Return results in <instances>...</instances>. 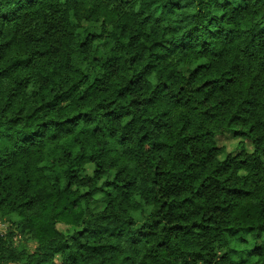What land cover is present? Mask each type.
Here are the masks:
<instances>
[{"label": "trees", "instance_id": "trees-1", "mask_svg": "<svg viewBox=\"0 0 264 264\" xmlns=\"http://www.w3.org/2000/svg\"><path fill=\"white\" fill-rule=\"evenodd\" d=\"M1 219L0 264H264V0H0Z\"/></svg>", "mask_w": 264, "mask_h": 264}, {"label": "rangeland", "instance_id": "rangeland-1", "mask_svg": "<svg viewBox=\"0 0 264 264\" xmlns=\"http://www.w3.org/2000/svg\"><path fill=\"white\" fill-rule=\"evenodd\" d=\"M218 143L220 145H225L227 147V150L231 151V150H238V148L236 147V144L238 143L239 139L238 138H234L232 137L231 134L227 133V134H223V135H219L217 137ZM248 142V141H247ZM248 147L251 148V145L248 143ZM102 206V203H101ZM138 217H141L140 215H138ZM10 224V222L6 219H1L0 220V228L5 231L7 226ZM60 227H63L62 225H60ZM13 264V263H10Z\"/></svg>", "mask_w": 264, "mask_h": 264}]
</instances>
